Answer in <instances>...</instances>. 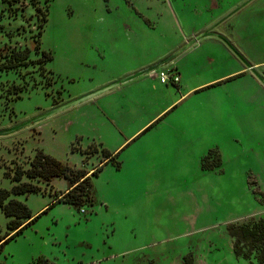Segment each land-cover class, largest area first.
<instances>
[{
    "label": "rangeland",
    "instance_id": "374dc122",
    "mask_svg": "<svg viewBox=\"0 0 264 264\" xmlns=\"http://www.w3.org/2000/svg\"><path fill=\"white\" fill-rule=\"evenodd\" d=\"M36 5L0 0V47L38 45L32 62L0 71V129L157 62L209 27L240 57L205 36L174 57L177 83L151 77L165 64L1 135L0 187L8 190L5 171L28 168L37 150L88 170L118 148L88 173L93 203L56 201L65 177L34 178L40 191L10 193L31 212L47 205L4 243L0 264H248L227 225L264 216V0ZM41 51L52 58L38 62ZM8 219L0 210L1 235Z\"/></svg>",
    "mask_w": 264,
    "mask_h": 264
},
{
    "label": "trees",
    "instance_id": "16d2710c",
    "mask_svg": "<svg viewBox=\"0 0 264 264\" xmlns=\"http://www.w3.org/2000/svg\"><path fill=\"white\" fill-rule=\"evenodd\" d=\"M3 1L12 4L20 0ZM30 1L33 5H36L38 0ZM35 7L38 11L40 10L39 6L36 5ZM40 33L41 30L38 31V35ZM37 48L38 45L35 43V40H33L32 45L25 46L22 49L3 44L0 47V71L15 69L32 62L29 59V54L31 51H36ZM41 55L44 58H38V62L48 61L52 58L50 54L45 55L44 51H41ZM167 68L178 74L175 68ZM168 82L174 84L172 81ZM100 167L101 165L94 167L90 174H96ZM88 173V170L73 168L42 150L36 151L29 161L28 168H16L13 174L5 171V174L10 177L13 185L10 190L0 187V210L9 218L7 221L8 231L3 235L0 234V250L4 243L13 238L36 218V216L33 217L31 210L25 203L10 198V193L22 194L40 191L38 185L36 186L32 180L34 178L41 179V181L49 184L55 177H65L69 182L68 189L56 201L66 202L78 209L85 202L93 203L95 200L90 175ZM227 230L232 238L233 250L236 256L246 260L248 264H264L263 215L256 217L249 216L242 221L229 223Z\"/></svg>",
    "mask_w": 264,
    "mask_h": 264
},
{
    "label": "water",
    "instance_id": "95a60500",
    "mask_svg": "<svg viewBox=\"0 0 264 264\" xmlns=\"http://www.w3.org/2000/svg\"><path fill=\"white\" fill-rule=\"evenodd\" d=\"M205 36H215L217 38H219L220 40H222L237 56L240 57V54L237 52V50L232 46V44L230 42L227 41V39L220 35V34H217V33H213V32H210V31H204V32H201L199 34H197L196 36H194L192 39H190L188 42H186L185 44H183L180 48H178L177 50L173 51L172 53L168 54L167 56L159 59L157 62H154L148 66H145L144 68H141L139 70H137L136 72L130 74V75H127L119 80H116L114 82H111L109 84H106L98 89H95L89 93H86L84 95H81L77 98H74L68 102H65V103H62L58 106H55L53 108H51L50 110H47L41 114H38L37 116H34L24 122H21L19 124H16L14 126H11V127H8V128H4V129H0V136L1 135H7V134H10V133H13L23 127H26L34 122H37V121H40L46 117H49L51 115H54L62 110H65L69 107H72L82 101H85L87 99H89L90 97L92 96H95L107 89H110L116 85H118L119 83H122L124 81H127L131 78H134L136 76H139V75H142V74H146V73H149V72H152L153 70L163 66L164 64L168 63L170 60H172L174 57H176L180 52L184 51L185 49H187L188 47H190L191 45H193L194 43H196L198 40H200L201 38L205 37ZM247 67L252 71L254 72V69L252 66L250 65H247Z\"/></svg>",
    "mask_w": 264,
    "mask_h": 264
},
{
    "label": "crops",
    "instance_id": "0c3cea01",
    "mask_svg": "<svg viewBox=\"0 0 264 264\" xmlns=\"http://www.w3.org/2000/svg\"><path fill=\"white\" fill-rule=\"evenodd\" d=\"M210 28V27H209ZM209 28H207V29H205V31H208L209 30ZM202 32H204V29L202 30ZM189 34H191V33H189ZM189 34H185V35H183L184 37H187ZM215 37V36H214ZM199 41V40H198ZM197 41V42H198ZM196 42V43H197ZM196 43H194L193 45H195ZM192 46V45H191ZM189 48V47H188ZM187 48V49H188ZM187 49H185V50H187ZM184 50V51H185ZM183 51V52H184ZM182 52V53H183ZM182 53H180V54H182ZM179 54V55H180ZM178 56V55H177ZM176 56V57H177ZM175 61L176 60H174V58L172 59V60H170L168 63H166V64H168V65H165V67H163V68H161V69H166L167 67H173V68H175L176 70H177V68L174 66V64L173 63H175ZM154 62V60L153 61H148L147 63H140V64H138V65H136V66H134V67H127V68H125V69H123L122 70V72H120L117 76H113V77H111V78H109V79H107L106 80V82H108L107 84H109V83H111V82H114L113 80L114 79H116V78H118V76H120V75H130V73H132V72H136V70H139V69H141V68H144L145 66H148L149 64H151V63H153ZM242 69H243V67H242ZM238 70H240V69H237V70H235L234 72H236V71H238ZM153 72V71H152ZM158 72V71H157ZM177 72H178V74H179V81H180V77H181V75H180V72L177 70ZM149 73H151V72H149ZM230 73H232V72H230ZM229 73V74H230ZM154 74V73H153ZM151 75V77H155V76H157V73H156V75L154 74V75ZM143 75V74H142ZM140 76V75H139ZM136 77H138V76H136ZM135 78V77H134ZM131 79H133V78H131ZM119 80V79H118ZM130 80V79H129ZM116 81V80H115ZM178 81V82H179ZM125 82V81H124ZM201 84H204V82L203 83H201ZM201 84H198V85H195V86H191V87H188V89L186 90V91H184L182 94H180V96L178 97V98H180V97H182L184 94H186L187 92H190L191 90H193L194 88H196L197 86H199V85H201ZM118 85H120V83L118 84ZM118 85H116V86H118ZM116 86H114V87H116ZM114 87H112V88H110V89H107V90H105V91H103V92H101V93H99V94H102V93H104V92H108V91H111ZM177 88L179 87V85L177 84V86H176ZM100 88V87H99ZM110 93V92H109ZM99 94H97V95H99ZM96 95V96H97ZM170 104H172V103H170ZM169 104V105H170ZM168 105V106H169ZM168 106H166V107H164L163 109H160L155 115H154V117H156L157 115H159L160 113H162ZM153 117V118H154ZM118 148V146L112 151V152H108V153H106V155L104 156V159H102V160H100L97 164H96V166H98L99 164H101L103 161H105L111 154H113V152L116 150ZM107 163V162H106ZM95 166H93V167H90L89 169H88V171L90 172L93 168H94ZM68 189V185L66 184V185H64V187H63V189L61 190V191H59L57 194H56V196L54 197V199H56L57 197H59V196H61V194L63 193V192H65L66 190ZM22 194H25V193H22ZM47 205V203L45 204V205H43V206H41L39 209H37L35 212H31V214L32 215H34L35 213H37L39 210H41L44 206H46Z\"/></svg>",
    "mask_w": 264,
    "mask_h": 264
},
{
    "label": "built area",
    "instance_id": "2783aa9c",
    "mask_svg": "<svg viewBox=\"0 0 264 264\" xmlns=\"http://www.w3.org/2000/svg\"><path fill=\"white\" fill-rule=\"evenodd\" d=\"M157 77L159 79L160 82H168V81H172V82H178L179 81V74H177L176 72L167 69H160L157 72Z\"/></svg>",
    "mask_w": 264,
    "mask_h": 264
}]
</instances>
